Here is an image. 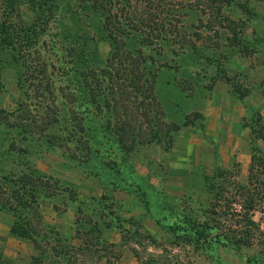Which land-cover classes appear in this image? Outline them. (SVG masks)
<instances>
[{
  "label": "rangeland",
  "instance_id": "obj_1",
  "mask_svg": "<svg viewBox=\"0 0 264 264\" xmlns=\"http://www.w3.org/2000/svg\"><path fill=\"white\" fill-rule=\"evenodd\" d=\"M1 177L0 264H264V0H0Z\"/></svg>",
  "mask_w": 264,
  "mask_h": 264
},
{
  "label": "trees",
  "instance_id": "obj_2",
  "mask_svg": "<svg viewBox=\"0 0 264 264\" xmlns=\"http://www.w3.org/2000/svg\"><path fill=\"white\" fill-rule=\"evenodd\" d=\"M31 175H33V174H30V173H22L20 176H18L16 179H15V181L13 182L14 184L16 183V184H18V190H19V192H20V194H21V197L23 198V200H24V203H28L29 204V206H31L32 204H34V189H35V187L36 186H38V181L37 182H35V183H32V181H31V179L32 180H35L36 178L35 177H32ZM34 176V175H33ZM21 178H22V180H21ZM37 178H39V177H37ZM2 180V181H1ZM11 179L10 178H8V177H1L0 178V181L3 183H5L6 185H8L9 186V184L11 183V181H10ZM37 180V179H36ZM22 181V182H21ZM5 188L6 187H4V189L3 190H5ZM18 197V196H17ZM13 198H16V194L12 191L11 193H7V189H6V192L4 193V195H1L0 194V209H4V208H6L7 210H11V211H14V212H17L16 211V209H15V207H17V205H14V204H16V203H13V202H15V200L13 199ZM9 199V200H8ZM10 200H14L13 202L12 201H10ZM17 201V200H16ZM12 202V203H11ZM9 203V204H8ZM36 207V206H35ZM86 222L88 223V225H89V227H88V229H87V231H85V233H88L89 231L91 232V231H93V230H95V231H97V237L99 236L100 237V235H98V234H100V228L98 227V225H97V222L96 221H93L92 223H91V221H88V220H86ZM187 228V227H186ZM28 229V228H27ZM33 230V229H32ZM34 231V230H33ZM33 231H30L31 233H33ZM191 232V233H189V234H192V233H194L197 237H200V236H202V232L200 231V233H199V231H197V229L194 227V226H192V228H190V229H185V232ZM29 232V233H30ZM33 234H35V233H33ZM30 234H28V236H29ZM98 237V238H99ZM32 240H33V242H37V240H36V236H34V235H32ZM84 240H87L86 238H84ZM104 243H107V242H105V240H102ZM109 245H111V244H108L107 246H109Z\"/></svg>",
  "mask_w": 264,
  "mask_h": 264
}]
</instances>
